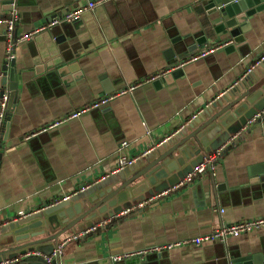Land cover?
Returning a JSON list of instances; mask_svg holds the SVG:
<instances>
[{"label": "crops", "instance_id": "0c3cea01", "mask_svg": "<svg viewBox=\"0 0 264 264\" xmlns=\"http://www.w3.org/2000/svg\"><path fill=\"white\" fill-rule=\"evenodd\" d=\"M5 1L8 0H0V17L18 18L12 56L19 71V84H15L17 91L7 111L0 146V223L18 220L22 212L39 210L100 178L116 177L120 183L129 180L143 171L153 157L195 134L214 114H221L228 105L224 96L251 97L263 89L264 12L247 23L245 42L235 51L224 49L180 66L192 54L179 59L187 51L173 40L201 29L198 7L205 0H112L86 11L78 22L62 23L28 40L20 37L46 24L55 14L74 10L90 0H18V5L16 0L12 12L3 11ZM7 42L5 36H0V70L12 60L8 58ZM210 45L213 44L202 48ZM37 58L48 61L38 66L51 69L37 73ZM61 62L76 64L75 72L60 75L52 66ZM177 69L183 70L180 76L164 80L166 74ZM136 82L141 85L132 94L86 112L57 129L39 133L49 122ZM9 86L3 96L10 95ZM237 88L241 90L236 91ZM255 108L250 105L248 113H243L248 121ZM211 109L215 111L206 114ZM261 113V118L246 125L242 124V117L228 119L224 115L215 124L225 122V126L215 134H196L203 143L201 155L218 156L214 173L202 174L191 185L144 210L117 217L179 184L193 171L200 156L189 154L184 157V165L166 170L167 176L121 198L115 205L118 212L108 204L79 220L73 230L60 237L59 244L87 227L104 224L84 239L70 241L59 264H100L106 257L125 251L196 238L225 224L263 217L264 184L251 181L260 176L255 169L264 162V110ZM247 130L249 133L233 145ZM34 132L37 135L33 136ZM166 138L170 139L157 151L114 173L122 154L137 156ZM123 141L129 146L120 151ZM179 155V151L174 153L171 160H177ZM144 180L145 177L140 178L137 184ZM216 186L222 190L214 198L211 193ZM115 188L88 189L78 199L59 205L77 203L90 194L93 198L101 192L106 196V190ZM94 204L88 202L84 211ZM53 246L55 241H47L37 248L50 250ZM237 249L264 254V228L224 242L189 245L123 263L227 264L228 251Z\"/></svg>", "mask_w": 264, "mask_h": 264}, {"label": "water", "instance_id": "95a60500", "mask_svg": "<svg viewBox=\"0 0 264 264\" xmlns=\"http://www.w3.org/2000/svg\"><path fill=\"white\" fill-rule=\"evenodd\" d=\"M15 4L16 0L5 1L3 3V11L12 12L16 7ZM202 5V7L201 5L198 7L200 8L198 16L201 29H195V31H192L188 35L173 40L175 44L180 45L181 47L183 46V48L186 49L184 51H187L186 53L182 52L179 59L183 60L188 58L191 54L198 51L204 45L216 44L224 41L232 42L229 46L224 48L226 52L235 51L238 45L245 42L246 38L243 34L245 32L247 23L256 15L262 14L264 12V0H205ZM7 17L8 16H1L0 20ZM14 49H12L11 52L13 55ZM15 62V57H13L12 60L6 62L3 69L0 70V99H2V96L7 89V85H10L9 90L11 92L9 95L7 111H9V109L12 107L17 91L16 86L19 84V71L16 69ZM43 62L48 61H42L40 58L34 60L36 66L42 64ZM52 68H56L60 75H68L70 71L75 72L77 65L73 62L69 64H64V62H61L58 65L56 64L52 66ZM262 68H264V63ZM45 69L50 70L51 68H46L45 65L38 66L36 68V72L41 73L45 71ZM182 71V69H177L173 73H168L164 76V80L171 81L173 76H180ZM255 75L258 74L255 73ZM76 77L77 74L75 75V78ZM156 84L159 85V82H156ZM262 88L263 89L259 95H253L251 97H247V94L242 96L239 95L235 99H232L231 95L224 96V100L228 102V105L223 108V112L221 114H217V116L214 114V117H212L210 121L206 122L203 127L200 128L195 134L184 137V139H181L179 143H177L166 153L158 157H153V161L148 166H146L143 171H140V173L134 175L129 180H126L123 183L121 181L120 183L116 177H112L103 180L104 182L101 181L100 183L92 186L90 189H108L110 186L113 188L116 187L112 191L106 190V196L101 192L102 194L100 193L99 197L102 199H98L99 197L93 198L90 196V194L80 198L81 200H79L77 203L73 201L71 205H57L56 207L48 208L39 213L20 218L18 220H13L9 222V224L0 228V263L6 259L20 257L21 259L16 264H49L42 257L26 256V254L34 251H40L47 255L52 254L54 249H56L59 245L60 237L69 230H73L74 226L79 220L87 218L97 208L103 206L107 207L108 204L111 208H115L114 212H118L115 205H117L118 202H121V198L127 197L129 194L132 195L137 190L154 184L158 178L167 176L166 170H175L178 166L184 165L185 156H188L189 154L200 155L193 166L195 168L201 164L204 160V156L201 155L203 151V143L197 139L196 134H215L220 130L221 126H225V122H221L217 126L215 124L217 118L220 119L224 115H226L228 119L233 117H242L241 122L242 124L246 125V123L249 122V118L246 119L243 113L245 111L248 113L250 105H255L256 107V110L251 112L252 116L250 119L264 110V98L259 103H257L259 101V96L264 94V85ZM239 90H241V88L236 89V91ZM213 111L215 110H208L206 114H211ZM248 133L249 130L241 134L238 140L233 143V145L239 143ZM231 147L226 149L228 150ZM178 151L180 152V155L177 156V160H171L174 153H177ZM224 151L225 150L222 152ZM255 172H258L260 176L256 180L251 179V181L264 184V162L257 169H255ZM143 177H145L144 182L137 184V181ZM115 180L116 183L120 184H113ZM89 190L78 194L74 198L78 199L81 195L87 194ZM124 190L126 192H124ZM221 190V186H216V188L213 189L211 193L212 197L215 198L218 195V192ZM88 202L95 204L90 209L84 211V206L87 205ZM111 213L113 212H110V214ZM41 236L45 237L42 239L33 240ZM47 241H55V246H53L50 250L37 248L38 244L45 243ZM12 252L17 253L13 256H10ZM136 260L137 259H131L126 262H136ZM59 262L60 257L54 260L51 264H59ZM123 262L125 261L122 260L116 262L113 261L112 258L106 257L100 264H125ZM227 264H264V254L254 252L250 249L246 253H242V251L238 249L233 253L228 251Z\"/></svg>", "mask_w": 264, "mask_h": 264}, {"label": "built area", "instance_id": "2783aa9c", "mask_svg": "<svg viewBox=\"0 0 264 264\" xmlns=\"http://www.w3.org/2000/svg\"><path fill=\"white\" fill-rule=\"evenodd\" d=\"M112 0H96L92 1L90 0L86 4H82L78 7H76L74 10H67V11H62L57 14H55L53 17L50 18V20L43 25L37 26L33 28L30 32L22 35L20 37V40H28L31 38H34L35 36L39 35L40 33L44 31H48L56 26L61 25L62 23H73L77 22L81 19L82 15L88 11V10H93L97 5L103 4L106 2H109ZM17 16L11 15L8 16L7 18L1 19L0 20V36H5L8 39L7 42V53H8V58L12 59L14 56H12V49H13V41H14V30L15 26L17 25ZM232 42L230 41H224L221 43H216L210 46H206L204 48L199 49L196 51L194 54L190 56V58L187 60V62H182L180 66L185 65L188 62H195L199 61L201 59L207 58L208 56L215 54L221 50H223L225 47L229 46ZM260 63L257 62L256 65ZM178 67V66H177ZM255 68V66H254ZM252 69H250L251 71ZM167 73V72H166ZM251 73V72H250ZM157 76L151 78L152 80H155ZM141 85L140 82L132 83L126 86L125 88H122L115 93L112 94H107L99 99L95 100L92 102V104L87 105L79 110H76L62 118L56 119L54 121L49 122L44 128H42L39 133L42 132H47L50 130L57 129L60 127L63 123L78 118L82 114L89 112L94 109H100L112 101L122 97L126 96L128 94H132V92L137 89ZM8 102H9V95H4L3 98L0 101V146L3 141L4 133H5V127L7 123V110H8ZM262 113L257 114L255 117H253L248 124H253L258 118H261ZM38 132H34L33 136L37 135ZM170 138H166L162 140L160 143L153 144L149 146L146 150L138 154L137 156H126L122 154L119 157L117 168L115 169L114 173L116 172H122L126 168L135 165L137 162L143 160L144 158L148 157L152 153L158 150V148L165 143L167 140ZM129 146L127 141H123L120 143V151H124L127 147ZM217 154L214 155H209L204 158L201 164L196 166L192 172L187 174V176L176 186L168 188L161 193L154 195L148 199L143 200L142 202L138 203L135 206H132L128 209L125 210L122 214H118V218L120 219L121 217L144 210L148 206L157 203L159 201H163L167 198H169L171 195H174L181 189L191 185L192 183L195 182V180L200 177L202 174H205L206 172H211L214 173L216 170V162H217ZM108 178V177H107ZM106 177L100 178L92 183L85 184L82 186L79 190L75 191L72 194H66L62 196V198L56 200L53 203L46 204L45 206L41 207L39 210H34L30 212H22L19 216V218L27 217L36 213H39L41 211H44L50 207L59 205L63 201H68L74 197H76L78 194L83 193L87 191L90 187L100 183L101 181L107 179ZM116 217V216H115ZM18 218V219H19ZM113 219V218H112ZM111 222V220L109 221ZM108 222V223H109ZM102 223V222H101ZM9 224L7 223H0V228L3 226ZM104 224V223H103ZM101 225H93L91 227H87L81 232H77L71 237L67 238L64 240L63 243L59 244L56 249H54L53 253L50 255L44 254L40 251H34V252H29L26 254V256H36V257H42L44 260L51 264L54 260L59 258L61 254L63 253V250L65 249V246L72 240L80 241L84 239L86 236L89 234L93 233L96 231ZM264 228V216L252 220H243L241 222H238L233 225H222L220 228L216 229L215 231L206 234L204 236L196 237V238H190V239H185L181 240L178 242H172L168 244H163V245H157V246H152V247H147V248H142V249H137V250H129L125 251L119 254H116L112 257L113 261H122V260H129V259H144L145 257L149 256L150 254H157V253H162V252H168L171 250H174L176 248H182L185 246L189 245H201L203 243H209V242H216V241H227L229 238L234 237L238 238L242 235L245 234H250L254 231H257L259 229ZM21 258H13V259H6L2 261L0 264H16Z\"/></svg>", "mask_w": 264, "mask_h": 264}]
</instances>
